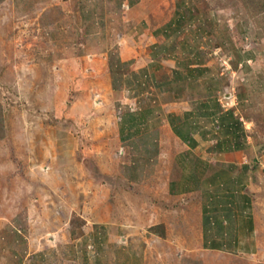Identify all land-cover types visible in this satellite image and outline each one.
<instances>
[{"label":"rangeland","instance_id":"374dc122","mask_svg":"<svg viewBox=\"0 0 264 264\" xmlns=\"http://www.w3.org/2000/svg\"><path fill=\"white\" fill-rule=\"evenodd\" d=\"M203 103L218 142L240 125L253 255L205 250L167 195L189 149L161 127ZM0 264H264V0H0Z\"/></svg>","mask_w":264,"mask_h":264},{"label":"crops","instance_id":"0c3cea01","mask_svg":"<svg viewBox=\"0 0 264 264\" xmlns=\"http://www.w3.org/2000/svg\"><path fill=\"white\" fill-rule=\"evenodd\" d=\"M128 53L124 50L121 52V61L128 62L137 58L135 54ZM136 63L139 64V61L132 65ZM132 65V70L136 72L137 67ZM189 110L181 117L172 115L161 127L165 134L167 129L172 131L176 139L172 140L178 141V146L189 149L174 156L167 195L176 198V203L182 206V227L197 228L200 231L199 239L205 250L229 255H253L256 245L255 223L252 203L246 192L252 186L247 178L251 166L242 151L236 150L239 138H234L238 136L240 125L236 122L237 130L232 132L233 137L231 135L229 140L218 142L215 134L219 132L213 128L214 123H217L213 117L217 113L206 103L200 104L196 120L192 123L187 118L191 114ZM145 131L143 137L148 135L151 139V130ZM155 131L159 134L161 132L157 129ZM154 142L155 156L153 154L151 157L159 155L158 139ZM200 146L205 152L202 150V155L192 156L190 150L199 149ZM233 154L236 156L232 157Z\"/></svg>","mask_w":264,"mask_h":264},{"label":"trees","instance_id":"16d2710c","mask_svg":"<svg viewBox=\"0 0 264 264\" xmlns=\"http://www.w3.org/2000/svg\"><path fill=\"white\" fill-rule=\"evenodd\" d=\"M80 55H81V53H79L77 56H80ZM114 60L115 59H111L110 63H109V67L111 68V70H113V72H114V68H116L119 72H122L123 67L128 65L127 62H123V61H121V59L117 58L116 61H114ZM131 72H134V71H131ZM176 72H177L176 70L173 71V75L176 74ZM175 78L177 80L183 81L181 77H176L175 76ZM195 81H197V80H195ZM137 142H140V141L138 140ZM131 144L133 146H139L137 143L136 144L135 143H131ZM151 144L152 143L149 142V140H146V139L144 140V138L141 139V142H140V145H141V148H142L141 154L144 153V154H146V156H153V154H155V147H152ZM141 148H139V149H141Z\"/></svg>","mask_w":264,"mask_h":264}]
</instances>
